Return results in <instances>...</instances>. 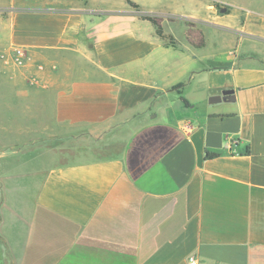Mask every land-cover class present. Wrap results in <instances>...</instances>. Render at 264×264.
I'll list each match as a JSON object with an SVG mask.
<instances>
[{"label": "crops", "instance_id": "1", "mask_svg": "<svg viewBox=\"0 0 264 264\" xmlns=\"http://www.w3.org/2000/svg\"><path fill=\"white\" fill-rule=\"evenodd\" d=\"M10 4L0 49L43 64V88L0 95L6 122L26 117L10 131L113 151L38 169L0 152V264H264V0ZM214 4L251 21L250 52L210 51Z\"/></svg>", "mask_w": 264, "mask_h": 264}, {"label": "rangeland", "instance_id": "2", "mask_svg": "<svg viewBox=\"0 0 264 264\" xmlns=\"http://www.w3.org/2000/svg\"><path fill=\"white\" fill-rule=\"evenodd\" d=\"M12 0H0V34L3 28V22L6 19L9 11L15 6L10 4ZM39 6V5H34ZM213 12L221 16H225L226 31L225 32H210L211 46L210 51L216 52L220 50L226 53L231 50L233 52L241 53L250 52V47L253 40L249 34L251 21L244 23V20L235 19V8L232 5L214 4L210 8ZM192 27L196 26V22H189ZM245 25V26H244ZM249 27H248V26ZM242 26V28H241ZM179 31V29H178ZM177 31V32H178ZM202 33V32H201ZM190 38L196 43L203 41V36L193 30H189ZM189 38V39H190ZM222 38H226L225 42H221ZM1 39V36H0ZM241 39V40H239ZM238 42V43H237ZM213 44V45H212ZM8 48L0 49V53L7 52ZM25 58L21 65L15 64L13 60L0 57V95L9 94L15 91L12 87V82L15 78H20L24 82V87H40L43 88L40 82L32 83L33 78H38V74L43 68V64L35 62L32 55L25 50ZM257 55L259 53H256ZM255 54V55H256ZM2 102H0V105ZM2 112H0L1 114ZM12 125L9 121L0 116V152H5L8 156L21 161H27V165L36 169L47 166H57L65 163L73 162L80 159H93L106 156L113 151V147L106 141L105 136L94 137L88 134H81L77 136H55L49 138H27L30 136L27 131L16 132L10 131L12 128L27 129L26 117H20ZM25 139V140H22ZM117 148H119L117 146ZM11 154V155H9Z\"/></svg>", "mask_w": 264, "mask_h": 264}, {"label": "built area", "instance_id": "3", "mask_svg": "<svg viewBox=\"0 0 264 264\" xmlns=\"http://www.w3.org/2000/svg\"><path fill=\"white\" fill-rule=\"evenodd\" d=\"M25 51L23 48L19 47V46H15V47H10L8 48L6 54L5 52L0 53V57L1 58H8V56L13 60V62H15V64L17 65H21L23 59L25 58ZM39 68H43V67H39ZM32 83H38L37 78H33L32 79ZM188 264H196L194 258H189Z\"/></svg>", "mask_w": 264, "mask_h": 264}, {"label": "trees", "instance_id": "4", "mask_svg": "<svg viewBox=\"0 0 264 264\" xmlns=\"http://www.w3.org/2000/svg\"><path fill=\"white\" fill-rule=\"evenodd\" d=\"M142 19H145L147 21H149L152 26L154 27L155 29V33L156 35L164 41V44L166 46H174V39L170 36V35H166L164 33V30L159 22V19L156 18V17H152V16H142L141 17ZM192 44H194V42H192ZM196 46H201L202 45V42L198 43V44H194Z\"/></svg>", "mask_w": 264, "mask_h": 264}]
</instances>
